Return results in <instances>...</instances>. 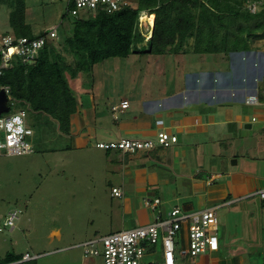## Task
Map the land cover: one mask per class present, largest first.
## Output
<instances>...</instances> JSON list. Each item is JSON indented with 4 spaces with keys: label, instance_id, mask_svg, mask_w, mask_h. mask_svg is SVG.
Here are the masks:
<instances>
[{
    "label": "crops",
    "instance_id": "crops-1",
    "mask_svg": "<svg viewBox=\"0 0 264 264\" xmlns=\"http://www.w3.org/2000/svg\"><path fill=\"white\" fill-rule=\"evenodd\" d=\"M251 50L228 55L132 54L128 58H160L165 76L160 87L150 84L143 96L121 97L117 102L113 86L81 92L70 120L74 149H97V143L122 138L151 140L162 130L177 137V143L167 148L157 146L135 155L105 150V161L117 179L111 189L122 194L110 193L117 199L113 210L118 213L112 224H119L121 230L125 224L130 228L127 220L135 223L140 214L143 223H151L155 209L146 207L145 200L157 199L163 214L174 207L194 212L233 205L264 188V87H259L264 83V67L256 70L254 58L249 65ZM145 62L150 70V64L156 63ZM255 93L259 103L245 105L244 99ZM122 101L128 102V108H119ZM219 165L224 175L216 172ZM152 250L154 254L145 261L162 262L160 247ZM81 259H85L82 253ZM242 262L216 245L195 258L181 257L175 264Z\"/></svg>",
    "mask_w": 264,
    "mask_h": 264
},
{
    "label": "rangeland",
    "instance_id": "rangeland-1",
    "mask_svg": "<svg viewBox=\"0 0 264 264\" xmlns=\"http://www.w3.org/2000/svg\"><path fill=\"white\" fill-rule=\"evenodd\" d=\"M8 1L0 0V33L11 32ZM25 1L26 23L34 35L57 27L68 5V0ZM145 44L143 41L139 47ZM251 51L249 65L254 58L256 70L262 69L264 42ZM66 61L70 64L72 58L67 57ZM145 61L156 62L150 64L152 70L147 69ZM163 67L155 56L112 58L95 65L89 74L67 78L77 100L81 92L86 94L93 86H113L115 102L121 97L135 100L146 94L150 84L160 87L165 77L161 73ZM259 87L263 88L264 83ZM19 108L16 104L9 112ZM37 118L27 114L25 119L35 132L30 139L33 152L0 157V264H104L98 257L81 259L79 246L94 237L121 230L119 224H112L118 213L113 210L117 199L110 193L117 179L105 161V150L74 149L71 137L61 136L51 120L34 129ZM216 172L224 175L226 171L219 165ZM12 212H20L13 229L5 225ZM216 214L217 245L221 250L230 257L243 259L241 264H264V203L257 196H248L233 205L219 204ZM136 217L135 223L127 220L130 228L146 224L141 221V214ZM182 240L183 232L178 233L175 242L179 245ZM71 247L74 249L64 251ZM25 253L39 257L21 261ZM174 258L181 260L178 248ZM11 260L14 262L9 263Z\"/></svg>",
    "mask_w": 264,
    "mask_h": 264
},
{
    "label": "trees",
    "instance_id": "trees-1",
    "mask_svg": "<svg viewBox=\"0 0 264 264\" xmlns=\"http://www.w3.org/2000/svg\"><path fill=\"white\" fill-rule=\"evenodd\" d=\"M248 1L259 0H135L134 8L113 13L97 10L73 17L66 11L57 26V38L46 42L33 64L15 61L11 68L0 69V87H8L19 107L38 117L34 129L51 120L61 136L69 137L78 103L67 75L74 79L89 74L99 63L132 54L249 52L264 42V8L251 14L245 9ZM8 5L15 37L44 35H34L26 23L25 0H9ZM141 11L154 16L152 36L144 47H139L144 41L138 29ZM67 57L72 58L70 64Z\"/></svg>",
    "mask_w": 264,
    "mask_h": 264
},
{
    "label": "built area",
    "instance_id": "built-area-1",
    "mask_svg": "<svg viewBox=\"0 0 264 264\" xmlns=\"http://www.w3.org/2000/svg\"><path fill=\"white\" fill-rule=\"evenodd\" d=\"M71 5L66 11L73 17L102 10L107 13L120 11L124 8H134V0H68ZM264 8V0L248 1L245 9L255 14ZM152 19L153 23L149 22ZM154 16L141 11L138 17V29L144 42L152 36ZM57 38V27L44 31V35L34 38H17L11 32L0 33V69H8L15 61L24 65H31L38 58L48 40ZM1 74V72H0ZM6 95L9 110L15 107L17 100L11 97L8 87H0ZM264 98V90L261 92ZM259 103V95L255 93L244 99V104L251 106ZM127 101H122L119 108H128ZM116 109V108H114ZM27 112L17 109L14 113L0 117V157L22 156L33 152L31 138L33 130L26 125ZM254 120V119H253ZM177 143V137L162 130L157 133L155 140L119 139L111 143H97L95 147L102 150H114L124 155H135L140 152H149L155 147L167 148ZM213 177V176H212ZM219 177L216 175L213 178ZM113 197H121L119 189H111ZM251 196H257L264 203V188L259 189ZM144 205L154 210L153 221L144 226L128 228L105 236H97L83 242L81 248L84 258L98 257L104 264H175L174 254L178 248L181 257L195 258L212 250L217 245L218 207H209L204 210L186 212L179 207L172 208L163 214L158 208L159 201L145 200ZM20 212L10 213L5 225L13 229L14 221ZM184 231V240L177 245L175 239L178 233ZM160 247L162 262L145 261L146 256L152 255L154 247ZM70 249H74L71 247ZM155 251V250H154ZM39 256L25 253L22 261H33Z\"/></svg>",
    "mask_w": 264,
    "mask_h": 264
},
{
    "label": "water",
    "instance_id": "water-1",
    "mask_svg": "<svg viewBox=\"0 0 264 264\" xmlns=\"http://www.w3.org/2000/svg\"><path fill=\"white\" fill-rule=\"evenodd\" d=\"M9 112V107L7 106V98L2 89H0V115L6 114ZM235 162V161H234ZM127 224L124 225L123 230H127Z\"/></svg>",
    "mask_w": 264,
    "mask_h": 264
},
{
    "label": "bare ground",
    "instance_id": "bare-ground-1",
    "mask_svg": "<svg viewBox=\"0 0 264 264\" xmlns=\"http://www.w3.org/2000/svg\"><path fill=\"white\" fill-rule=\"evenodd\" d=\"M149 22H150V23H153V21H152V19H151V18L149 19Z\"/></svg>",
    "mask_w": 264,
    "mask_h": 264
}]
</instances>
